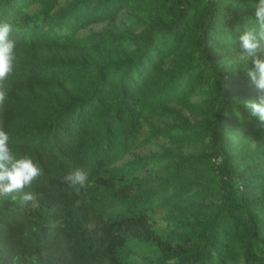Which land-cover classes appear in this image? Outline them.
I'll use <instances>...</instances> for the list:
<instances>
[{
	"label": "trees",
	"instance_id": "16d2710c",
	"mask_svg": "<svg viewBox=\"0 0 264 264\" xmlns=\"http://www.w3.org/2000/svg\"><path fill=\"white\" fill-rule=\"evenodd\" d=\"M258 0H0V127L43 174L0 197V257L264 264V122L239 36ZM89 173L88 186L64 176Z\"/></svg>",
	"mask_w": 264,
	"mask_h": 264
},
{
	"label": "clouds",
	"instance_id": "9594fccd",
	"mask_svg": "<svg viewBox=\"0 0 264 264\" xmlns=\"http://www.w3.org/2000/svg\"><path fill=\"white\" fill-rule=\"evenodd\" d=\"M256 26L247 27L239 36L243 55L251 58V67H244L247 76L259 90L258 100L245 101V107L252 116L264 122V0H258L254 6ZM12 26L7 22L0 23V106L7 99V81L15 71L16 53L15 41L11 38ZM43 174L40 165L29 156L18 158L10 147V135L0 127V197L17 198V194L24 193L26 187ZM89 173L84 169H76L64 176V182L70 186H88ZM24 201H33L35 196L24 193ZM0 264H6L0 257ZM7 264H45L41 255L13 256Z\"/></svg>",
	"mask_w": 264,
	"mask_h": 264
}]
</instances>
